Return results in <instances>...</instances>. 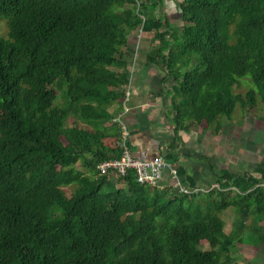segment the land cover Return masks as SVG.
<instances>
[{
	"label": "trees",
	"instance_id": "16d2710c",
	"mask_svg": "<svg viewBox=\"0 0 264 264\" xmlns=\"http://www.w3.org/2000/svg\"><path fill=\"white\" fill-rule=\"evenodd\" d=\"M163 2L0 0V264H229L250 234L264 244V161L253 172L210 163L214 182L189 193L98 169L122 153L115 118L132 93L140 31L152 36L163 91L171 81L175 142L254 106V88L235 92L240 77L264 100V0H182L180 29ZM166 158L199 186L177 154Z\"/></svg>",
	"mask_w": 264,
	"mask_h": 264
},
{
	"label": "rangeland",
	"instance_id": "374dc122",
	"mask_svg": "<svg viewBox=\"0 0 264 264\" xmlns=\"http://www.w3.org/2000/svg\"><path fill=\"white\" fill-rule=\"evenodd\" d=\"M182 0H164V12H166L174 27H181L179 2ZM181 18V17H180ZM177 29V30H179ZM6 24H0V32H7ZM139 35H145L141 31ZM138 35V37H140ZM136 36V34H135ZM137 37V36H136ZM139 41L131 36V40ZM152 39V36H151ZM240 86L235 87V92L246 94L249 89L257 91V103L254 106L242 108L237 105L231 117L221 118L222 128L216 132L217 122L206 126V123L197 124L194 128L193 142L190 147L199 148L201 155L199 161L206 168H211L214 164L216 170L228 168L232 172H253L259 162L264 161V100L261 98L259 87L250 75L240 77ZM61 99V97H60ZM74 123L72 119L69 124ZM196 143V144H195ZM113 180L118 186L123 184L116 177ZM72 191L71 187H66L67 195ZM222 216L226 220V230L230 231L235 214L232 209L225 211ZM250 221V222H249ZM249 224L251 220H249ZM261 224H264L262 222ZM259 234H250L245 241L238 242L232 247V261L229 264H264V244L258 245ZM203 248H208V243H204Z\"/></svg>",
	"mask_w": 264,
	"mask_h": 264
},
{
	"label": "crops",
	"instance_id": "0c3cea01",
	"mask_svg": "<svg viewBox=\"0 0 264 264\" xmlns=\"http://www.w3.org/2000/svg\"><path fill=\"white\" fill-rule=\"evenodd\" d=\"M153 45L149 34L143 35L137 44L139 50L134 61L129 111L125 115L131 132L132 152L141 159H150L159 154L166 158V153H175L178 155V164L185 166L187 173L195 178L201 188H206L205 185L214 182L215 170L206 168L199 161L202 154L199 148L193 146L194 143L190 147L195 125L188 131L180 130L177 142L174 141L176 132L169 110L171 94L166 91L167 87H172L171 81H164L163 91L161 79L165 72L148 58ZM168 161L173 163L171 160ZM168 181L170 182L169 178L165 182Z\"/></svg>",
	"mask_w": 264,
	"mask_h": 264
},
{
	"label": "built area",
	"instance_id": "2783aa9c",
	"mask_svg": "<svg viewBox=\"0 0 264 264\" xmlns=\"http://www.w3.org/2000/svg\"><path fill=\"white\" fill-rule=\"evenodd\" d=\"M126 98L124 100V110L115 118L122 125V141L120 146L122 153L120 157L104 160L99 163L98 169L101 173H109L115 175L116 173L125 174L129 169L136 172L137 181L151 186L163 187L167 178L174 187L183 193L199 191L200 186L191 188L189 184H185L179 176L177 165L169 162L165 156L159 154L150 159H141L136 157L130 147L131 132L125 121V115L129 111L128 100L131 96V90L128 87L126 90ZM217 184H214L216 186Z\"/></svg>",
	"mask_w": 264,
	"mask_h": 264
}]
</instances>
